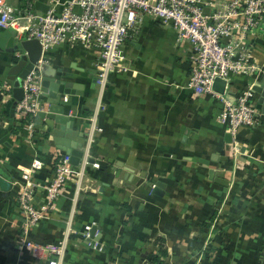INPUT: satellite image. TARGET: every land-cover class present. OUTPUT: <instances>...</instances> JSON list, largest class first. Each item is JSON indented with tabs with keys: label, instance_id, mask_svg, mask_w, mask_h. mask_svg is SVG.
Wrapping results in <instances>:
<instances>
[{
	"label": "crops",
	"instance_id": "obj_1",
	"mask_svg": "<svg viewBox=\"0 0 264 264\" xmlns=\"http://www.w3.org/2000/svg\"><path fill=\"white\" fill-rule=\"evenodd\" d=\"M3 1L20 7L27 0ZM49 1L32 0L33 8ZM8 40L0 46V174L9 182L0 188V264H47L46 251L35 255L34 247L63 239L61 264H264V114L259 124L239 129L234 145L218 121L219 100L187 85L190 44L150 17L128 31L122 50L129 69L110 74L102 93L100 130L88 151L100 167H87L77 195L69 181L46 217L24 233L17 202L22 168L42 160L35 179L46 181L56 150L65 151L45 126L33 127L29 138L23 114L10 115L12 87L8 95L2 86L23 51L10 52ZM253 42L264 69L263 32ZM39 59L41 76L76 84L61 95L73 122L62 133L85 136L98 100L95 50L60 44ZM253 80L233 76L229 96ZM210 170L227 184L210 178ZM156 182L163 183L161 195L153 193ZM85 226L96 227L99 247L82 237Z\"/></svg>",
	"mask_w": 264,
	"mask_h": 264
},
{
	"label": "built area",
	"instance_id": "obj_2",
	"mask_svg": "<svg viewBox=\"0 0 264 264\" xmlns=\"http://www.w3.org/2000/svg\"><path fill=\"white\" fill-rule=\"evenodd\" d=\"M45 12L33 8L32 0L20 7H12L0 0V29L12 28L18 38L37 40L42 53L49 47L60 44L80 45L96 52L94 67L97 106L88 118L85 130L83 156L77 165L70 163V155L56 150L51 176L46 181H37L35 172L43 167L40 159H33L22 168L17 202L24 216L23 232L37 225L46 217L56 198L69 181L74 182L76 194L83 189L85 170L99 168L97 160L88 158L94 140L96 117L107 80L112 73L129 69L122 46L128 31L144 17L170 26L177 41L190 44V69L187 85L195 95H211L219 100L221 108L219 123L237 144L239 129L259 124L260 111L256 108L254 81L263 75L262 66L254 59L253 39L263 32L264 0H50ZM60 5V9L57 6ZM41 59L37 70H30L22 80L23 97L15 110L27 116L25 128L28 137L33 136L31 118L40 109ZM235 75L254 78L235 96H229L226 87ZM216 79L224 82L219 93L213 89ZM2 89L10 92L6 84ZM42 195V203L35 200L36 192ZM91 227L85 226L82 233L88 238ZM28 245V241H25ZM66 248V239L34 247L46 251L47 264H61Z\"/></svg>",
	"mask_w": 264,
	"mask_h": 264
},
{
	"label": "water",
	"instance_id": "obj_3",
	"mask_svg": "<svg viewBox=\"0 0 264 264\" xmlns=\"http://www.w3.org/2000/svg\"><path fill=\"white\" fill-rule=\"evenodd\" d=\"M35 7L41 12H45L48 8L47 5H44L41 2H36ZM5 37H9L7 45L10 47V52L17 53L19 50L23 51V53L15 55L13 64L8 69L6 74V83L12 87L11 92L13 101L10 107V115L13 116L15 105L23 97V89L21 87L22 80L26 77L30 70H37L36 63L39 60L42 51L41 45L37 40L18 38L12 28H8L0 32V46H3V39ZM73 86H76V84L65 79H58L47 75H42L40 91L45 101L44 103L42 102L40 109L36 111L31 120L33 127L42 128L45 126L48 130L46 135L53 136V141L56 147L69 154L70 163L77 165L83 156L84 135L82 132H77L75 134V131L71 134V136L62 133V130L65 129L66 125L68 127L72 125L73 122L69 119L68 115L64 114V105L61 102V95L72 93L73 91H71V89ZM223 86L224 82L220 79H216L213 83V89L219 93L223 92ZM253 90L257 96L255 100V106L262 114H264V75L260 77L258 83L253 85ZM74 135H78L79 139L74 137ZM66 138L72 139L73 142H68ZM209 175L210 178H213L215 181L224 185L227 184V181L222 179L223 173H218L217 177L214 178L213 176L215 173L210 170ZM125 178L127 179L128 175H126ZM5 185H9V182L0 174V188L5 189ZM162 187L163 183L156 182L153 187V193L161 195ZM35 200H38V195H36ZM95 232L96 227L92 226L88 231L87 240L92 245L99 247V244L96 243L98 240V234Z\"/></svg>",
	"mask_w": 264,
	"mask_h": 264
},
{
	"label": "trees",
	"instance_id": "obj_4",
	"mask_svg": "<svg viewBox=\"0 0 264 264\" xmlns=\"http://www.w3.org/2000/svg\"><path fill=\"white\" fill-rule=\"evenodd\" d=\"M0 92H1V91H0ZM0 100H1V93H0ZM27 118H28V117H27V116H25V117H24V120H25V119H27ZM51 173H52V170L50 171V174H49V176H51Z\"/></svg>",
	"mask_w": 264,
	"mask_h": 264
}]
</instances>
